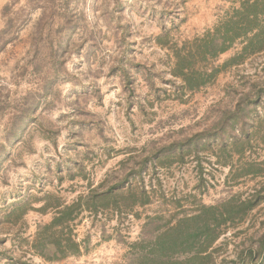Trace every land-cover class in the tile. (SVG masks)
Listing matches in <instances>:
<instances>
[{"label":"rangeland","instance_id":"1","mask_svg":"<svg viewBox=\"0 0 264 264\" xmlns=\"http://www.w3.org/2000/svg\"><path fill=\"white\" fill-rule=\"evenodd\" d=\"M240 3L0 0V264H131L129 244L149 231L148 216L178 203L188 209L247 197L259 186L251 177L228 181L230 168L215 153L221 141L203 137L264 131V51L197 92H183L172 75L176 48L214 30ZM233 114L243 121L227 120ZM254 160H264V144L255 141L233 163ZM138 170L152 203L136 216L84 212L79 256L47 262L29 250L25 240L53 217L38 211L48 195L70 204L90 186L135 184ZM19 200L32 210L6 218ZM263 239L264 203L225 231L216 264H264Z\"/></svg>","mask_w":264,"mask_h":264},{"label":"trees","instance_id":"2","mask_svg":"<svg viewBox=\"0 0 264 264\" xmlns=\"http://www.w3.org/2000/svg\"><path fill=\"white\" fill-rule=\"evenodd\" d=\"M236 45H241L240 51L221 68L210 67L212 60ZM263 51L264 0H241L240 6L214 30L176 48L172 75L181 80L183 92H197L212 83L223 70ZM236 118L233 114L227 120L232 122ZM251 128L254 129L241 136L233 135L232 128V131L222 129L214 134L204 133L207 135L203 138L208 142L210 136H217L221 141L215 153L219 160H224L223 166L230 168L228 181L237 183L239 179L251 177L259 180V186L247 197L233 195L218 204L198 203L188 209L178 203L172 210L148 216L144 229L149 231H145L138 241L129 244L130 250L134 252L131 264H216V245L225 231L245 221L264 203V160L247 161L238 169L233 163L236 155L242 160L254 141L264 144L263 128ZM196 138L198 135L191 141ZM193 144L197 150L198 143ZM178 156L184 158L185 153L179 152ZM134 172L138 173L139 182L127 184V181H122L109 187L105 182L95 188L90 186L87 193L79 195L70 204L54 195H48L38 211L47 213L51 209L53 217L49 223L37 227L33 239L25 240L29 250L47 262L79 256L82 254L83 242L79 241L76 234V222L84 212L98 215L100 212L111 211L118 216H136V208L146 207L152 203V199L143 185L142 171ZM50 200H56V204L52 205ZM13 205L6 217L8 219L13 216L23 218L32 210L25 200H19ZM158 222L163 224L156 225ZM263 241L260 253L264 251ZM248 254L246 257L249 259H256L254 253ZM241 264L247 263L243 261Z\"/></svg>","mask_w":264,"mask_h":264}]
</instances>
